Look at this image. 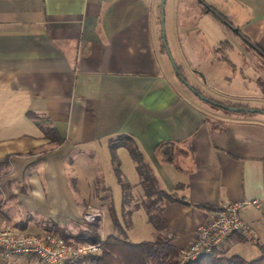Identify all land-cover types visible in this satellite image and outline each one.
<instances>
[{
    "label": "crops",
    "instance_id": "0c3cea01",
    "mask_svg": "<svg viewBox=\"0 0 264 264\" xmlns=\"http://www.w3.org/2000/svg\"><path fill=\"white\" fill-rule=\"evenodd\" d=\"M234 1L236 12L220 11L229 23L204 5L205 14L224 22L211 46L194 47L187 22L176 21L168 32L185 83L163 46L161 0H0V227L56 232L78 242L89 206L102 216L110 201L115 207V157L132 185L127 209L140 204L126 237L154 239L158 231L142 204L136 164L126 146L111 147L112 139L129 136L159 188L185 200L162 203L170 244L188 246L222 204L259 198V208L240 212L250 233L233 234L219 249L258 258L264 245V57L243 35L264 50V0ZM213 51L227 80L223 99L200 84ZM188 85L260 111L221 110ZM48 127L60 142L45 134ZM164 143H172L166 146L171 161L157 151ZM122 214L123 199L121 222ZM101 233H116L113 223L104 233L102 222ZM0 264L39 263L0 252Z\"/></svg>",
    "mask_w": 264,
    "mask_h": 264
},
{
    "label": "trees",
    "instance_id": "16d2710c",
    "mask_svg": "<svg viewBox=\"0 0 264 264\" xmlns=\"http://www.w3.org/2000/svg\"><path fill=\"white\" fill-rule=\"evenodd\" d=\"M210 10L218 16L220 20L229 23L227 18L218 10L212 8H210ZM243 37L249 45L255 48L264 57V50L253 43L248 36L243 35ZM176 72L181 80L187 83L181 66L177 65ZM191 87L197 95L204 97L207 102L215 106L225 109H229V107H236V110H232L235 113L249 115L254 113L248 110L250 109V106L248 105L242 103H231L227 100H216L209 95L203 94V92L199 89L193 86ZM262 109L264 110V108ZM257 111H260V109H257ZM44 131L45 134L49 135L54 141H61L59 135H57L52 128H45ZM120 145L128 148L131 157L136 164V168L141 178L140 183L143 185L146 195V201L142 204L147 210L149 221L158 231V234L152 240H144L138 243H134L127 239L126 230L131 226V215L133 210L139 207L140 204H135L131 209H127V206H130L132 202V196L130 197L132 185L125 181V178L118 166V160L114 157V162L116 160L115 164L117 165V178L123 191V222H121L118 217L115 207L113 206V202L110 201L108 210L116 233L108 234L106 236L102 244V251L99 255L70 261L67 264H180L178 259L180 248H176L170 244V239L164 233V231L168 229V226L163 217L162 203L165 200H185H183V198H179L176 194L169 193L159 188L156 178L151 173L150 166L145 162L141 150L131 137L120 136L111 140V147L113 150ZM168 145H172V143L162 144L157 148V151L162 152L164 159L171 161L173 156L167 152L168 149H166V146ZM108 200H110V198ZM101 220V217L96 218L94 221L84 220L85 227L82 229L77 241L85 243L98 241L100 239V231L102 229ZM185 264H264V245L261 246V255L258 258L246 259L240 255H227L222 251L215 250L209 255L203 256L194 261H189Z\"/></svg>",
    "mask_w": 264,
    "mask_h": 264
},
{
    "label": "built area",
    "instance_id": "2783aa9c",
    "mask_svg": "<svg viewBox=\"0 0 264 264\" xmlns=\"http://www.w3.org/2000/svg\"><path fill=\"white\" fill-rule=\"evenodd\" d=\"M251 205L260 207V199L226 202L218 207L211 218L201 225L194 240L180 248V264L197 260L219 250L229 237L239 233L247 235L251 228L241 217V210ZM84 220L94 221L102 213L89 206ZM105 240L103 233L96 242H75L56 232L28 234L10 227H0V252L4 257H34L39 264H67L70 261L97 256Z\"/></svg>",
    "mask_w": 264,
    "mask_h": 264
},
{
    "label": "rangeland",
    "instance_id": "374dc122",
    "mask_svg": "<svg viewBox=\"0 0 264 264\" xmlns=\"http://www.w3.org/2000/svg\"><path fill=\"white\" fill-rule=\"evenodd\" d=\"M206 3L214 7L219 12L221 10H224L222 13L226 15L231 12L234 13L233 10H235V12L237 11L236 10L237 5L234 0H166L164 5V30H165L166 41H167V34L168 32L170 33L173 27H175L176 21L178 25L186 24L187 22V25H190L194 29V32L200 31L199 33H201V35H199L193 32L194 35L190 38L192 45H194V47L197 46L199 48H201V46H205L206 44L211 46V44L216 39H218L219 35H222L220 34V32L223 29L224 22L223 24L221 23L222 24L221 25L219 21H217L214 15L205 14L203 8L204 5H206ZM201 56L204 57L202 53ZM220 56L221 55L217 54L216 51H213L212 53H210L209 57L204 60L203 62L204 75L200 84L201 86H203L205 92L209 93L210 95H213V97H217L218 99H223V97H225L223 90L226 89L227 87V82H226L227 80L224 81L223 78V67H222L223 63L221 59L222 57ZM191 63L188 62V66L192 67L191 68L192 71L196 70L197 68L195 69L194 65ZM187 75H189V71ZM227 101L231 103L233 102L231 100H227ZM207 106H211V104L210 105L207 104ZM220 109L223 110L221 107ZM232 113L242 116H251L249 114L235 113L233 111ZM118 164L120 168V162H118ZM115 167H117L116 164ZM112 181L113 182H111L112 185L111 189L113 191H111V193L113 195V201L115 204L117 214L121 215V203L123 199L120 190L121 185L120 182L118 181L119 182L118 183L114 177ZM98 185H101V183H98ZM102 185H104L103 182ZM134 200L137 199L134 197ZM102 217H101L102 219L101 226L103 222V231L104 233H107V231H109L112 224L109 212H105ZM142 229L143 228L140 227V232L143 231ZM142 235H144V232ZM245 255H247V259H252L254 257H257V255H254V252H249L248 254Z\"/></svg>",
    "mask_w": 264,
    "mask_h": 264
},
{
    "label": "water",
    "instance_id": "95a60500",
    "mask_svg": "<svg viewBox=\"0 0 264 264\" xmlns=\"http://www.w3.org/2000/svg\"><path fill=\"white\" fill-rule=\"evenodd\" d=\"M165 1L166 0H162L161 1V29H162V41H163V46H164V48H165V50H166V52H167V54H168V56H169V58H170V60H171V62H172V64H173V66H174V68H176L177 67V64L175 63V61H174V59H173V57H172V54H171V52H170V49H169V47H168V44H167V41H166V36H165V30H164V5H165ZM190 88H191V86L190 85H188ZM229 109L230 110H236L237 108H235V107H229ZM249 111H251V112H255V111H257V109H254V108H250V109H248Z\"/></svg>",
    "mask_w": 264,
    "mask_h": 264
}]
</instances>
